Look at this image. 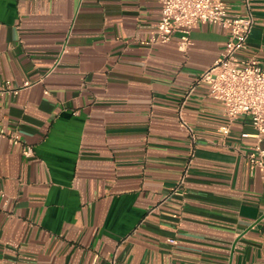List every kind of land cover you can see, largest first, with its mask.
Returning a JSON list of instances; mask_svg holds the SVG:
<instances>
[{"label": "crops", "instance_id": "0c3cea01", "mask_svg": "<svg viewBox=\"0 0 264 264\" xmlns=\"http://www.w3.org/2000/svg\"><path fill=\"white\" fill-rule=\"evenodd\" d=\"M249 4L240 55L264 63V0ZM161 10L0 0V87L18 89L0 93V127L34 149L0 138V264H264L254 128L198 81L228 32L199 24L186 50L179 33L149 42Z\"/></svg>", "mask_w": 264, "mask_h": 264}, {"label": "built area", "instance_id": "2783aa9c", "mask_svg": "<svg viewBox=\"0 0 264 264\" xmlns=\"http://www.w3.org/2000/svg\"><path fill=\"white\" fill-rule=\"evenodd\" d=\"M246 13H234L226 0H162L161 17L149 38V42L168 43L176 33L180 34L178 46L186 50L191 44L193 28L203 23L219 24L228 32L226 45L219 57L205 70L198 81L209 85L210 96L219 101L230 123L241 116L248 117L254 133L243 132L244 137L253 136L255 144L249 154L252 167L264 168V63L255 56L242 57L248 49L249 37L256 24L250 9V0H245ZM30 83H25L28 86ZM17 92L9 83L0 87V93ZM191 133L193 129L186 125ZM0 138L11 145H21L26 155L34 154L31 145L25 143L17 132H8L0 127ZM184 176L175 189L180 194ZM176 243V239H170Z\"/></svg>", "mask_w": 264, "mask_h": 264}]
</instances>
